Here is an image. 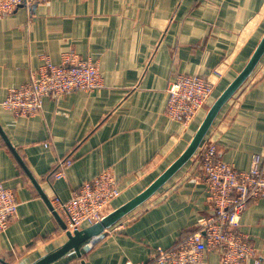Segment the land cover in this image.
Segmentation results:
<instances>
[{
	"label": "crops",
	"instance_id": "1",
	"mask_svg": "<svg viewBox=\"0 0 264 264\" xmlns=\"http://www.w3.org/2000/svg\"><path fill=\"white\" fill-rule=\"evenodd\" d=\"M264 34V0H46L0 19V103L47 56L69 49L95 62L103 87L46 97L40 112L16 117L0 106V127L23 165L52 202L110 169L120 195L108 212L156 179L187 147L214 99L245 66ZM178 74L214 83L213 98L184 127L165 115L166 88ZM219 159L249 168L264 157V55L221 108L204 139ZM203 139V140H204ZM71 156L61 177L57 160ZM193 155L149 199L104 233L51 264H156L197 230L211 211ZM0 183L14 192L17 214L0 232V264H33L66 241L65 231L0 134ZM240 229L264 264V199L250 202ZM98 239H100L98 241ZM98 241V242H96ZM207 252L204 264H219Z\"/></svg>",
	"mask_w": 264,
	"mask_h": 264
},
{
	"label": "built area",
	"instance_id": "2",
	"mask_svg": "<svg viewBox=\"0 0 264 264\" xmlns=\"http://www.w3.org/2000/svg\"><path fill=\"white\" fill-rule=\"evenodd\" d=\"M44 1L0 0V19L18 8L31 9ZM102 87L103 77L98 65L69 49L62 53L59 63L42 56L40 65L30 71L28 81L10 88L0 106L16 117H32L40 112L46 97L59 99L71 91H94ZM214 87L208 78L197 74L176 75L166 88L165 115L187 127L208 106ZM195 155L211 213L199 218L197 230L172 248H156L150 255V262L204 264V256L210 251L219 254V264L257 261L259 254L240 224L248 204L264 199V157L254 154L248 169H237L219 159L212 138L204 139ZM71 161L69 157L57 160L53 177H61ZM120 193L117 179L106 169L83 182L67 200L56 196L51 204L66 230L72 232L99 222ZM17 208L14 192L0 183V232L8 228Z\"/></svg>",
	"mask_w": 264,
	"mask_h": 264
},
{
	"label": "water",
	"instance_id": "3",
	"mask_svg": "<svg viewBox=\"0 0 264 264\" xmlns=\"http://www.w3.org/2000/svg\"><path fill=\"white\" fill-rule=\"evenodd\" d=\"M264 55V34L257 44L255 50L250 56L249 60L245 66L239 71L235 78L229 83V85L220 93L218 97L214 99L212 104L209 106L202 122L197 128L195 134L190 140L189 144L185 150L156 178L154 179L144 190L139 194L115 208L111 212L107 213L99 222H96L90 226H86L82 229H76L72 232L66 230V226L59 216L58 212L53 208L50 200L45 196V194L40 189L37 182L28 172L27 168L23 165V162L16 152L15 148L10 144L7 137L0 127V134L5 141L6 145L9 147L11 152L17 158L23 169L29 175L32 183L39 191L41 197L51 210L57 222L61 225L62 229L65 231L67 241L54 252L40 258L33 264H51L66 255L70 251H74L76 256H81L80 247L84 243L90 241L93 238L101 236L104 231L112 227L116 222L122 219L129 212L137 208L139 205L144 203L149 199L161 186H163L197 151L203 139L205 138L209 128L211 127L213 121L217 117L221 108L231 99L235 92L244 84L247 78L250 76L252 71L255 69L256 65ZM81 264H85L84 261Z\"/></svg>",
	"mask_w": 264,
	"mask_h": 264
},
{
	"label": "trees",
	"instance_id": "4",
	"mask_svg": "<svg viewBox=\"0 0 264 264\" xmlns=\"http://www.w3.org/2000/svg\"><path fill=\"white\" fill-rule=\"evenodd\" d=\"M65 157H69V158H71L70 155L64 156L63 158H65ZM54 171H55V167L51 168L50 173H49V178L53 176ZM99 240H100V239H98V241H99ZM98 241H96V242H98Z\"/></svg>",
	"mask_w": 264,
	"mask_h": 264
}]
</instances>
